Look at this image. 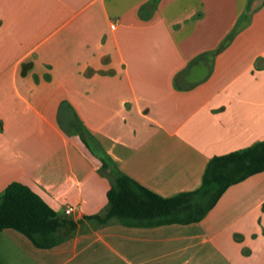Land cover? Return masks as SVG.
Segmentation results:
<instances>
[{"label": "crops", "instance_id": "obj_1", "mask_svg": "<svg viewBox=\"0 0 264 264\" xmlns=\"http://www.w3.org/2000/svg\"><path fill=\"white\" fill-rule=\"evenodd\" d=\"M263 140L264 0H0V192L78 223L48 249L0 230V264H264V172L198 223L86 218L108 210L98 157L172 197Z\"/></svg>", "mask_w": 264, "mask_h": 264}, {"label": "trees", "instance_id": "obj_2", "mask_svg": "<svg viewBox=\"0 0 264 264\" xmlns=\"http://www.w3.org/2000/svg\"><path fill=\"white\" fill-rule=\"evenodd\" d=\"M226 44L227 40L221 49ZM77 133L92 152L80 123ZM98 158L100 174L111 183L108 210L87 216L88 220L99 225L118 221L138 227L191 224L202 221L229 187L264 172V140L213 157L198 189L172 197H163L121 173L110 159ZM77 227V222L60 216L41 195L21 182H13L0 192V230L20 232L39 248L48 249L61 244L66 239L64 231L72 233Z\"/></svg>", "mask_w": 264, "mask_h": 264}, {"label": "built area", "instance_id": "obj_3", "mask_svg": "<svg viewBox=\"0 0 264 264\" xmlns=\"http://www.w3.org/2000/svg\"><path fill=\"white\" fill-rule=\"evenodd\" d=\"M120 24V21H115L111 24V29H116ZM74 211V207H68L66 209V214H71Z\"/></svg>", "mask_w": 264, "mask_h": 264}, {"label": "rangeland", "instance_id": "obj_4", "mask_svg": "<svg viewBox=\"0 0 264 264\" xmlns=\"http://www.w3.org/2000/svg\"><path fill=\"white\" fill-rule=\"evenodd\" d=\"M73 133V132H72ZM72 218V217H71Z\"/></svg>", "mask_w": 264, "mask_h": 264}]
</instances>
